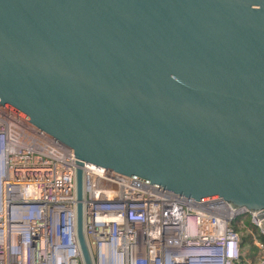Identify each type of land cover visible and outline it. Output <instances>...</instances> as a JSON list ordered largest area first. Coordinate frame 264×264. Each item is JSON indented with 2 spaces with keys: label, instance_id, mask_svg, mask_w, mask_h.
I'll return each mask as SVG.
<instances>
[{
  "label": "water",
  "instance_id": "obj_1",
  "mask_svg": "<svg viewBox=\"0 0 264 264\" xmlns=\"http://www.w3.org/2000/svg\"><path fill=\"white\" fill-rule=\"evenodd\" d=\"M0 106L84 163L264 229V0H0Z\"/></svg>",
  "mask_w": 264,
  "mask_h": 264
},
{
  "label": "built area",
  "instance_id": "obj_2",
  "mask_svg": "<svg viewBox=\"0 0 264 264\" xmlns=\"http://www.w3.org/2000/svg\"><path fill=\"white\" fill-rule=\"evenodd\" d=\"M76 163L71 150L0 106V264H82ZM81 170L92 264H252L237 230L249 223L264 235L259 213L226 202L208 211L93 164ZM255 245V264H264V243Z\"/></svg>",
  "mask_w": 264,
  "mask_h": 264
},
{
  "label": "trees",
  "instance_id": "obj_3",
  "mask_svg": "<svg viewBox=\"0 0 264 264\" xmlns=\"http://www.w3.org/2000/svg\"><path fill=\"white\" fill-rule=\"evenodd\" d=\"M242 238L241 249L243 252L242 258L248 260L251 263H255L257 258H259V251L254 246L255 241L264 243V235L260 234L258 229L246 224V228L242 230H237ZM249 258V259H247Z\"/></svg>",
  "mask_w": 264,
  "mask_h": 264
},
{
  "label": "rangeland",
  "instance_id": "obj_4",
  "mask_svg": "<svg viewBox=\"0 0 264 264\" xmlns=\"http://www.w3.org/2000/svg\"><path fill=\"white\" fill-rule=\"evenodd\" d=\"M254 246L256 247V245L254 244ZM257 248V247H256ZM259 251V250H258ZM259 256H260V251H259ZM247 259H249V258H247ZM257 260H258V258H257ZM245 261H247V262H249L248 260H246L245 259ZM249 263H251V262H249ZM256 263V262H255ZM255 263H252V264H255Z\"/></svg>",
  "mask_w": 264,
  "mask_h": 264
},
{
  "label": "bare ground",
  "instance_id": "obj_5",
  "mask_svg": "<svg viewBox=\"0 0 264 264\" xmlns=\"http://www.w3.org/2000/svg\"><path fill=\"white\" fill-rule=\"evenodd\" d=\"M14 260V259H13ZM15 261H17L16 259H15Z\"/></svg>",
  "mask_w": 264,
  "mask_h": 264
}]
</instances>
